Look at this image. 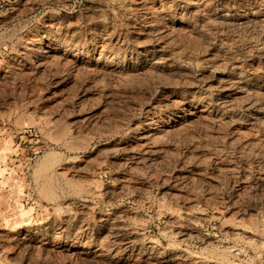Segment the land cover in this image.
I'll use <instances>...</instances> for the list:
<instances>
[{
	"label": "bare ground",
	"instance_id": "6f19581e",
	"mask_svg": "<svg viewBox=\"0 0 264 264\" xmlns=\"http://www.w3.org/2000/svg\"><path fill=\"white\" fill-rule=\"evenodd\" d=\"M43 1L44 2L46 1V3H47V1L49 3L50 2L57 3V4H61L63 6H67L69 3V0H25L24 2L23 1L21 2L22 5L20 4L21 6L19 5V8L16 11L18 12V14H20V13L25 14V12L27 13V11L35 9V7L39 3L41 4ZM165 1L166 0H140L137 3L136 7L139 9L137 10L138 14H137L136 21L138 22L139 27H138V30L136 29L137 30V33H136L137 38L136 39L138 40L137 41L138 43H136L135 49H133L131 47L130 48L124 47L121 44L122 42H120L118 39H116L114 37V34H112L113 32L111 31L112 30L111 24H110L111 21L107 22L103 18V13L105 11L102 12V9H100V7H99V9L98 8H92V7H89L86 9L84 7L86 9L84 19H85V25H86L87 29L85 30L86 32H84L83 35L80 34L81 32L79 33V31H78L79 29L77 30L78 26H76V25H78V24H76V22H73L72 20H70L69 19L70 16L68 14L64 13V11H63L64 14L59 15V17L57 16V18L53 17L54 19L50 18L51 16L46 17V15H45L46 13H45L44 17L47 18L46 26L40 28L39 31H35V32L25 36L21 40V42L18 43L19 45L15 44V45H17V47L15 46L16 49L13 50V51H15V53L13 55H11L10 57L7 56L8 57L7 61L5 62L3 60L5 63H2L4 65L2 66V68H0V81H1V83L3 81L5 83V85L6 84H8L10 86L15 85L18 83L20 78L25 77L26 79L31 80V82H32V80L36 81V84H37V82L42 83V81H44V82L54 81V83H52L53 84L52 86H54L55 88H58V90H61V91H63V89H65V87L68 84L72 83L73 81L76 82L78 80L77 78H76L77 79L76 81L74 80L75 73H73V72H77V71L83 72L84 75H86V77H89V79L91 80L89 83L84 85L86 87L84 89V92H86V93L89 90H92V91H98L99 90V91H101L100 93H102L103 87L99 84L100 81H102V80L107 79V80H110V82L111 81L115 82V81H117L116 79H119L120 77L124 76V74L125 75L131 74V76H132V75H135L139 72H141V74L143 72L144 74L148 75L152 81H156V82H158V81H163V82L164 81H171L172 82V83L167 84V87H165L164 90L167 91V93L164 92L166 94V97L164 98V100L161 99V100H163L162 108L164 106V108L167 109L166 112H165V109H163L165 114L160 116L158 113L154 112L155 110L152 111V109L150 111H148L146 109L147 112H146V114H144L145 116L143 115L144 117H142L138 114L139 117L143 118L141 123H139L134 128L132 126V128H130V129H134V130L128 131V132L131 131V133L129 134V137H127V139H125V140L122 139V141L119 140V142L116 144V146H114L110 149V152L112 153V155L117 157V159H120L123 162V166L125 169L124 172L126 174L121 175V176L119 175V177H117L116 179H112V180H114L113 181L114 183L109 185L108 187H106L102 192L108 203H113V202H116L117 200H119L121 198L130 196L132 199H134L137 202V205L139 207L144 208V207H148L149 200L151 199V197L148 196L149 194H147V191H149L152 188V186L155 185L153 182V181H155V183L158 184V185L156 184L157 187H159L162 190V194L159 195L161 197L158 198V200L156 198L157 209H156L155 217L158 218V217H161L165 214L168 215V221H167V223L165 221V223H166V225H164L165 227L162 230H160V237H161V240L163 242L157 238H153L154 235H153V237L147 236V231L149 228H148V223H147L146 219L143 220L144 217L143 218L140 217L142 219L137 218L136 213H133L131 210L130 211L132 213L130 212L129 214H126L125 212L119 213L118 211H117L118 214H117V212L116 213H106V214L103 213L104 215H101L97 221L95 220L96 222L92 221L90 219V216L93 215V214H91V212L93 210L94 205H92L91 202H92V197L96 196V195L92 196L91 188L93 186L95 187L93 189L98 188V183H97L98 181L96 180L97 182H94L95 179H94V181L93 180L90 181L89 178L95 173V171L98 172L97 171L98 166L95 165L94 167H91L92 169L91 168L89 169L88 166L86 167L83 165H82L83 167H81L79 165L77 157H65L64 155L56 154L57 150L53 151V149L51 150V148H50L51 152L53 151V153L48 152L44 156H42L41 165L40 164H39L40 166L38 165L39 166L38 170L35 169L36 171H34V177L33 176L32 177L34 178L33 182L36 184V188L39 190L40 201L45 203L46 205H49L51 207L52 212L50 214H48L46 216V218H44L40 222L38 221L39 225L37 226L35 224L37 226L36 228H32L29 225H27L23 229L18 230L16 232V234L13 233L15 236L8 237L5 239V241L2 238H0L5 243H6V241L14 242L16 245L24 247L25 249L26 248L31 249L32 247H34L35 248L34 250L38 249L37 247H43V248L45 247V249H46V246H47L48 249H50L51 251H57L59 253L65 254V255L72 256V257H78V258L88 256V257H90L89 259L91 261H96V262L101 261L105 264H118V263H124V262L126 264H238L237 262H241V263L243 262L240 259L241 256L247 257V262H245V264H262V260L264 259V64L263 65L257 64L258 66H254V67L253 66L243 67L244 65L241 66V65L235 64V62H234L235 56L234 55H236V54H234L232 51L225 50L228 52H225V53L223 52L222 55H218V56H215L216 55L215 54L214 56L210 57V58L213 57L209 61L211 63H207L206 65H203L205 67L204 72H206L209 75L208 80H210V78H214L216 74H219L218 72H220L219 71L220 69H218V68L221 67L222 68L221 71H223V72L218 77H216V79L214 80V85H211L210 89H208L209 87L208 88L206 87L208 90H205L206 88L204 87L205 91H203V90L201 91L198 88L199 85L196 84L197 82H192V80L190 79L191 73H190V70L188 69L189 66L187 67L188 64L186 65L182 60H180L181 56L183 54L180 55L177 52L175 54L170 55L171 51L169 50L170 53L168 51V55L166 54L167 55L166 57H168L167 60L163 59V58H165L164 53H167L166 49H168L170 47L168 41L170 39H172L171 36L175 32V30H174L175 26L177 25V23L180 22V18L171 15ZM182 1L186 2V4L190 5L192 8L196 7V10L200 11L201 13L202 12L206 13L207 10L211 9L212 14L214 15L213 19L216 20L217 22L219 21L220 23H222L224 25H227V26L237 25L238 29H240L239 26H243V27L246 26L247 29L249 28L248 32L250 29L253 30L256 27H259V28H257L258 30L259 29L264 30V0H235V2H233L232 4L231 3H224V4L218 5V6L215 5L216 0H182ZM105 2L108 5H110L112 7H116L118 10H121L124 12L131 10V6H129V4H130L129 1H128L129 4L127 3L128 5L125 2L120 1V0H105ZM38 7H39V5H38ZM8 8H10V7H8ZM56 9H58V8L56 7ZM43 10H44V8H43ZM152 10L153 11L156 10L157 13H159L161 15H159V17L153 15V13H151ZM12 11H13V9H12ZM49 11L50 10H48L47 13ZM69 12H71V11H69ZM106 12H108V11H106ZM11 13H13V12H11ZM30 14H31V12H30ZM78 14H79V11H78ZM113 14H112V12L108 13V16L110 17V18L109 17L108 18L111 19L113 17ZM180 14H182V13H180ZM23 17H25V16H23ZM132 17H133V15H132ZM209 17H207V18H209ZM12 18H14V16ZM12 18H10V19H12ZM4 19H1V20H4ZM84 19H82V20H84ZM134 19H135V17H134ZM5 20L3 22H5ZM37 20H39V19H37ZM163 21L166 22L167 24L169 23V26L164 25ZM197 22H199V20ZM124 23H125V21H124ZM202 24H204V23L202 22ZM0 25H1V23H0ZM20 25H22V24H20ZM81 25H80V27H81ZM200 25H201V23H200ZM83 26H84V24H83ZM121 26H122V24L120 22V27ZM120 27H119V29H120ZM25 28H27V27L25 26ZM84 28H85V26H84ZM201 29H203V28H201ZM229 29H231V28H229ZM7 30H9V29H7ZM225 30H227V29H225ZM201 31H203V30H201ZM237 31H239V30H237ZM237 31H235V32H237ZM1 32L3 33V31H1ZM181 32H183V31H181ZM260 32H263V31H260ZM2 33H0V34H2ZM114 33H115V30H114ZM188 33H190V32H188ZM245 33H247V32H245ZM127 34L129 35L128 32H127ZM24 35H25V33H24ZM24 35H22V37ZM184 35H186V33ZM212 35H214V33H212ZM215 35H214V38L216 37ZM234 36H236V35H234ZM234 38L237 39L236 37H234ZM238 38H239V35H238ZM182 39H184V38H182ZM125 40H126V38H125ZM215 40H216V38H215ZM219 40H222V38ZM133 41H135V40H133ZM187 41L188 40L186 39V42ZM0 42H1V40H0ZM126 42H128V41H126ZM131 42H132V40H131ZM170 42H171V40H170ZM219 42H218V44H219ZM240 42H242V41H240ZM258 42H260V40ZM207 43H208V41H207ZM223 43L220 45H223ZM126 44H128V43H126ZM245 44H246L247 49L246 48L243 49L244 51L246 50L247 52H255V54H257L258 57L264 59V41L255 45L252 41L248 40ZM4 45H5V43H4ZM13 45L14 44H12V46ZM167 45H169V46H167ZM233 45H237V44H233ZM9 46H11V45H9ZM127 46H130V45L128 44ZM131 46H133V45L131 44ZM175 46H176V44H175ZM189 47H190V45H189ZM197 47H199V45ZM10 48H12V47H10ZM174 49H175V47H174ZM184 49H185V47H184ZM186 49H187V47H186ZM199 49H200V47H199ZM241 50H242V48H241ZM3 52H5V51H3ZM202 52H203V49H202ZM197 53H196V55H197ZM219 53H220V50H219ZM236 53H237V50H236ZM163 55H164V57H163ZM242 57H244V56H242ZM1 58H2V56H1ZM188 59H190V58H188ZM185 61L187 62V60H185ZM202 61H203V59H202ZM244 61H246V60L244 59ZM189 62H190V60L188 61V63ZM258 62H259V60H258ZM193 65H195V64H192V66ZM197 65L199 66V64H196V67H197ZM0 66H1V64H0ZM190 66H191V64H190ZM191 70H193V69H191ZM144 74H142V75H144ZM56 75H59L58 77H56L57 79L54 78ZM78 75H80V73H78ZM76 77H77V75H76ZM126 77L127 76H125L124 79H126ZM131 78L132 77H130L129 79H131ZM137 78L140 79V77H138V76H137ZM202 78H199V79L202 80ZM204 78H207L206 75ZM21 81H22V79H21ZM21 81H19V84ZM121 81H122V79H121ZM130 81H131V83L133 82L132 79ZM137 82H139V81H137ZM156 82H155V85H156ZM173 82H177V84H174ZM23 83H24V81H23ZM83 83H85V82H83ZM123 83H125V80ZM135 83H136V81H135ZM148 83H150V82H148ZM42 84H44V83H42ZM72 84H71V87H72ZM105 84L108 86L107 83H105ZM119 84H120V82H119ZM136 84L138 85V83H136ZM1 85H4V84H1ZM102 85H104V84L102 83ZM150 85H152V84H150ZM158 85H160V84H158ZM140 86H142V84ZM146 86H149V85H146ZM26 87H24V88H26ZM69 87H70V85H69ZM125 87L126 86H124V89H125ZM199 87H201V86H199ZM9 88H11V90H12V87H9ZM19 88H21V87H19ZM46 88H47V86H46ZM55 88H54V90H55ZM111 88L113 90V88H115V87L112 86ZM111 88H109V89H111ZM135 88L137 90L136 86H135ZM151 88H152V86H151ZM5 89H7V88H5ZM14 89L15 88H13V90ZM48 89H50V88L48 87ZM48 89H47V91H48ZM104 89H105V86H104ZM117 89L118 88H116V90ZM131 89L132 88H130V90ZM149 89H147V90L149 91ZM162 89H163V86H162ZM39 90H40V88H39ZM79 90H81V88ZM116 90H115V92H116ZM121 90H123V87ZM139 90H140V88H139ZM31 91H32V89H31ZM124 91H126V90H124ZM153 91H152V93H153ZM37 92H38V86H37ZM51 92L54 93L53 91H51ZM13 93H14V91H13ZM39 93H40V91H39ZM70 93L71 92H69V94ZM94 93H96V92H94ZM117 93H118V90H117ZM121 93H120V95H122ZM123 93H125V92H123ZM137 93H139V92H137ZM83 94H81V95L83 96ZM111 94H110V97L112 96ZM19 95H17V96H19ZM27 95H29V94H27ZM50 95H52V94H50ZM68 95L66 94V96H65V93H63L62 96H61V94H59V95L57 94L58 97L61 96L60 97L61 103L59 102V99H58L57 102H59L60 104H54L55 106L58 107V110L60 109L61 105H66L69 103L70 99H69ZM97 95H99V94H97ZM131 95L134 96V94H131ZM11 96H12V98H14L13 95H11ZM21 96H23V95H21ZM29 96H28V98H29ZM77 96H76V98H77ZM91 96H92V94H91ZM129 96H130V94H129ZM137 96H136V98H137ZM73 97H75V96L73 95ZM97 97L94 99L97 100ZM91 98H93V97H91ZM22 99H23V97L21 98V100ZM71 99L73 100V98H71ZM119 99H120V97H119ZM130 99L131 98L129 97V100ZM13 100H15V99H13ZM45 100L47 102V99H45ZM87 100H88V98H87ZM25 101H27V100H25ZM39 101L36 103L38 104ZM143 101H141V102H143ZM53 102H55V100ZM57 102H55V103H57ZM79 102L81 103V101H79ZM160 102L161 101H159V103ZM2 103L4 104V102H2ZM127 103H130V102L128 101ZM135 103H134V105H135ZM148 103H149V100H148ZM12 104L15 105V102L10 104L11 108H12ZM37 104H35V105H37ZM75 104H74V106H75ZM88 104H90V103H88ZM92 105H93V101H92ZM130 105L131 104H129V107H130ZM150 105H149V107H150ZM3 106H5V105H3ZM8 106H9V104H8ZM8 106H5L6 109ZM16 106H19V105H16ZM31 106H32V104H31ZM70 106L72 107V104ZM145 106H146V104H145ZM0 107H2V106H0ZM39 107H37L36 109H39ZM43 107H44V105H43ZM49 107H50V104H49ZM87 107H90V106L87 105ZM134 107L138 108L137 106H134ZM19 108H18V110H19ZM126 108H128V107H126ZM13 109L14 108H12V110H11L12 112H13ZM107 109L108 108H106V110ZM73 110H71V113ZM75 110H76V108H75ZM133 110H134V108H133ZM139 110H140L139 112H141V109H139ZM4 111H6V110L4 109ZM7 111H10V110H7ZM35 111H33V113ZM43 111H44V108H43ZM46 111H48V110H46ZM158 111H159V109H158ZM101 112H103V111H101ZM143 112H144V110H143ZM27 113H28V111L26 113H23V116ZM36 113H39V112H36ZM58 113H59V111H57V109L54 108V111H51L50 114L56 115ZM62 113L64 114L63 111H62ZM68 113H70V112H68ZM133 113H134V111H133ZM15 114H14V116H17ZM40 114H42V110H41ZM45 114L43 113V116ZM82 114H84V113H82ZM93 114H94V112H93ZM99 114H100V112H99ZM103 114H105V113H103ZM103 114H101V115H103ZM34 115H35V113H34ZM79 115L81 116V113ZM122 115H123V113H122ZM19 116L16 118H19ZM96 116H98V115H96ZM40 117H41V115H40ZM50 117L52 118V116H50ZM36 118L37 117H35V119ZM53 118H55V117H53ZM111 118H113V117H111ZM127 118H128V120L131 119V118L129 119L128 116H127ZM101 119H99V117H98L97 120H94L92 115L91 116L86 115L83 119L73 121L74 123L72 124V128L70 131L71 133L66 132L68 130L67 129L68 127H67L64 129V130H66L65 131L66 133H64V131H63V132H61L62 134L60 133V135H56V136H52V137L49 136L50 142L56 148H57V146H61L66 152H69V153L73 152V151L80 150V149H84L83 147H81V148L78 147L79 142L81 140H77L79 142L74 140L78 143V145H77V143H75V145H73L74 141H72L71 139L74 137H72V134H73V136L75 134H78L79 131L84 127L88 130L97 129L98 126H100V127L102 126V128H103V125H102L103 121L101 122ZM45 120H43V121H45ZM47 120H46V123H47ZM18 122L19 121L17 119L16 123H18ZM20 122H22V121H20ZM58 123H62L61 120L58 121ZM38 124H39V122H38ZM50 124H52V123H50ZM22 125L27 126V123L25 122V124H22ZM53 125H54V123H53ZM10 126H12V125H10ZM61 126H63V124ZM31 127H32V125H31ZM11 128L12 127H10V130H11ZM56 128L57 127H54L53 130H51V132L57 131V129H59V128H57V129ZM61 130H63V129H61ZM61 130H59V131H61ZM127 130H126V133H127ZM37 131L40 132V129ZM53 132H52V134H54ZM49 133H50V131L48 132V134ZM56 133L57 132H55V134ZM48 134L44 133V135H47V136H48ZM121 134H123V133H121ZM38 135H40V134H38ZM124 135H126L125 132H124ZM81 136H82V134H81ZM83 137H85V135ZM88 137H90V136H88ZM36 138H37V136H36ZM91 138H93V137H91ZM45 139L47 140L46 137H45ZM27 140H28V138H27ZM107 142H110V141H107ZM26 143H27V141H26ZM80 143L84 144L83 141H81ZM36 144H37V142H36ZM179 145H183V147L185 146V149L187 148V152L189 153V155L187 154V156L183 157L182 159H181V157L175 159L177 165L180 167L179 170H181L183 173L179 177V175H178L179 173L177 174L175 172L176 175H178V176H176L174 181L171 179L172 181L169 183L168 180L164 179L163 175L160 173V170L162 171L163 168L166 169V168L171 167V166H172L171 172H174L176 170V166L173 167V165H172V162H173V164L175 163L174 160H172V159L175 158L174 152L176 151V149ZM25 146L27 147V145H25ZM36 146H39V145H36ZM42 148L43 147H41V149ZM28 149H31V148H28ZM37 149H39V148H37ZM30 151H28V152H30ZM182 152H184V151H182ZM176 154H178V153L176 152ZM91 155H92V153H91ZM207 156H209L208 157L209 159H211L210 157H212L213 159H216L217 161L216 160H214V161L218 162L219 166H218V168L214 174H212L213 173L212 172L210 174V176L205 177L206 173L204 172L205 169L203 170V168H204V163L208 160ZM115 157H114V159H115ZM90 158H93V157H90ZM90 158H89V160H90ZM85 160H83V162ZM91 161L95 162V160H91ZM101 161H103V160H101ZM97 162H99V161H97ZM97 162H95V163L98 164ZM236 162L239 163L240 165H242V167H240L242 175H240V176H242L243 182L242 181L241 182H242V184L246 183V185L244 187L243 186L241 187V190H238L239 194L242 192L244 197H247L249 199H253V197L256 195L261 196L263 198L257 197V198H259L258 200H253V201L250 200L251 202L249 201L248 205L247 204L244 205L243 203H238L237 200L234 201L233 203L229 202V203H231V210L230 211L232 212V217L228 218V219H222V221L218 224L219 226H217V227L219 228V232H220L221 236H219L218 238L215 239L212 237V235L205 228L208 224L211 223L210 220H212V219L219 220V218H217L218 215L216 217L215 216L214 217L207 216V211L211 208L218 210L220 208L219 206L222 205L220 203L221 205L218 206L219 208L216 207L217 204H219V201H218L219 197H221V196H219V192H221V190L223 189V187H222V189L220 191H218L220 189V188L218 189V187H221L220 184L222 182H223V184H224V182H226V184H228L227 182H229V180L231 181V179H234V177L237 176L236 175L237 169L234 167ZM0 163L4 164L6 166V164H7L6 157H4V156L0 157ZM32 164H34V162ZM208 164H209V162H208ZM110 165H111V162H110ZM120 165L122 168V164H120ZM206 166L207 165H205V167ZM36 167H37V165H36ZM27 168H30V167H27ZM6 171H7V169L3 167V169L0 170V175H3V176H5V174L8 175V178H7L8 181L13 183V185L11 187V195L13 196L15 204L12 206L7 201H3V203L5 204L4 205L5 208L3 209V211H1V213H2V220H3L5 227L7 229L11 230L14 227H16L22 223L29 224L31 219H32L34 208H35V206H33V205H37L38 202L40 203V201L36 202V200L31 199L30 205H28L29 207L28 208L25 207L24 197H23L22 192L20 191L21 189L17 188L18 187V179L12 173L7 174ZM100 171H101V169H100ZM120 171H121V169H120ZM29 174L30 173H28V175ZM66 174L68 175V177L70 175V176H72V178L78 177V178H81L83 180H81L82 181L81 182L80 180L75 179V180H73L74 182L80 181L81 183H79V182L78 183H72V181L70 179H68V177H66ZM30 175H33V173ZM144 176L148 178V181L144 178ZM168 176L169 175H167V177ZM172 176H173V174H172ZM93 177H95V176H93ZM162 177H163V180H162ZM167 177H165V178H167ZM151 178L153 179V181L150 182L149 179H151ZM170 178H171V176H170ZM25 179H27V177ZM109 179H111V178H109ZM133 179H137V181L139 180V182L140 181L143 182L146 180L145 181L146 183L145 182H143V183L147 184L146 186H150L149 187L150 189L146 187L145 189L141 188L142 190H137L138 184L136 185V183H134L132 181ZM242 179H240V180H242ZM137 181H135V182H137ZM237 181L239 183V180H237ZM233 182H235V181H232V183ZM61 183H62V185H61ZM226 184H224V185H226ZM233 184L236 185V183H233ZM239 184L241 185V183H239ZM19 185H20V183H19ZM68 186L71 188H68ZM140 186L142 187V184ZM188 186H190V187H188ZM100 187H102V186H100ZM155 188H156V186L154 187V189ZM227 188H228V186H227ZM57 189L61 192L58 195H57V192H58ZM147 189H149V190H147ZM66 190H67V194H68V192L71 193V191H72L73 192L72 194H75L78 196L79 213L75 212L77 214H74V213L71 214V211H70V213L68 211H66V207H68V206L63 207V205L60 204L61 198L64 195H66V193H65ZM144 192H146V193H144ZM151 192H152V189H151ZM153 192H154V190H153ZM199 192L202 193V195H204L203 196V198H204L203 202L202 201L200 202L201 196L199 197V195H198ZM228 192H229V190H228ZM39 193H36V194L38 195ZM231 193H232V191H231ZM27 195H29V194H26V196ZM151 196H153V195H151ZM237 196H239V195H236V197ZM230 197H231V194H230ZM244 197H242V198L244 199ZM257 198H255V199H257ZM236 199H238V198H236ZM245 200H246V198H245ZM238 201H240V200H238ZM94 203L95 202L93 201V204ZM137 205H135V206H137ZM69 206H70V204H69ZM13 207L16 208L15 212L11 211ZM229 207H230V205H229ZM123 209H122V211H123ZM125 209L127 211L128 208H125ZM221 211H219V212H221ZM110 212H112V209ZM141 213H142V211H141ZM93 217H94V215H93ZM97 217H99V216H97ZM127 220L130 221V223H131L130 225L127 224ZM34 222L35 221H33L32 223L34 224ZM75 228H77L78 230H76ZM216 231H217V229H216ZM47 235H49V238H51L52 240L54 237L56 238L58 236L59 237H62V236L65 237L66 236L65 237L66 240L64 242H60V243H49V242H46V240H44V236H47ZM5 237H6V235H5ZM60 240H61V238H60ZM164 242H166V244H163ZM188 242H196L198 245H200V247L196 251H192L188 246ZM0 245L3 246L2 244H0ZM11 247H10V250H11ZM17 248H19V247H17ZM12 250H13V248H12ZM15 253H20V252H15ZM15 253H13V254H15ZM29 254L30 253H28L27 255H29ZM32 254H34V253H32ZM32 254H31V256H32ZM16 256L18 257L19 254ZM13 257H14V259L16 258L15 256H13ZM7 258H9V257H7ZM19 260H21V259H19ZM32 264H34V263H32Z\"/></svg>",
	"mask_w": 264,
	"mask_h": 264
},
{
	"label": "rangeland",
	"instance_id": "374dc122",
	"mask_svg": "<svg viewBox=\"0 0 264 264\" xmlns=\"http://www.w3.org/2000/svg\"><path fill=\"white\" fill-rule=\"evenodd\" d=\"M24 2L25 0H0V23H1V25H0V33H2L1 31H3V33L2 34H0V40H1V42H0V64H1V66H0V68H2V66L4 65V64H2V63H5L6 61H7V58L8 57H10L11 55H13L14 53H15V51H13V50H15L16 49V47H17V45H19L18 43H20L21 42V40L25 37V36H27L28 34H31V33H33V32H35V31H39V29L40 28H42V27H45L46 26V22H47V18H45L44 16L46 15V17L47 16H51L50 18H53V17H55V18H57V16L59 17V15H62V14H64V13H66V14H68L69 16V19L70 20H72L73 22H76V24H78V25H76V26H78L77 27V30L79 31V33L81 34V35H83V33L84 32H86L85 30L87 29L86 28V25H85V19H84V17H85V11H86V9L87 8H89V7H92V8H98L99 9V7H100V9H102V12H104L103 13V18L107 21V22H110V24H111V28H112V34H114V37L116 38V39H118L120 42H122L121 44L124 46V47H131V48H133V49H135L136 48V43H138L137 41V30H138V22L136 21V18H137V14H138V9L139 8H137L136 7V5H137V3L140 1V0H120V1H123V2H125L126 4L128 3V1H129V6H131V10L130 11H127V12H124V11H121V10H118L116 7H112V6H110V5H108L106 2H105V0H69V3H68V5L67 6H63V5H61V4H57V3H52V2H48L47 1V3H46V1L44 2H42L41 4L39 3L38 5H39V7H38V5L35 7V9H33V10H30V11H27V13L25 12V14L23 15V14H18V12L16 11L18 8H19V5L21 4V2ZM135 1V2H134ZM169 1V2H168ZM176 1V2H175ZM221 1V2H220ZM216 0V2H215V5L216 6H218V5H222V4H224V3H233V2H235V0ZM20 2V3H19ZM166 2V4H167V7H168V10L170 11V13H171V15H173V16H175V17H178V18H180V22L179 23H177V25L175 26V32H174V34L171 36V38L173 39H170L171 40V42H170V40L168 41V43H169V45H170V47L168 48V49H166L167 51V53H164V55H165V58H163V59H166L167 60V58L168 57H166L167 55H168V51L170 50L171 51V53H170V51H169V53H170V55L171 54H175V53H177L178 52V54H180V55H182L181 56V59L180 60H182L186 65H187V67H188V69L190 70V73H191V80H192V82H197L196 84L197 85H199V86H201V87H199L198 86V88L202 91H205V90H208V89H210V87H211V85H214V80L216 79V77H218L220 74H222V72L223 71H221V67L220 68H218V69H220L219 71L220 72H218L219 74H216L215 75V77L214 78H210V80H208L209 79V75L206 73V72H204V70H205V67L203 66V65H206L207 63H211V62H209L210 61V59H212V58H210L211 56H214L215 54V56H218V55H222V53L224 52H228V51H232L234 54H236V55H234L235 57H234V62H235V64H238V65H241V66H243V67H247V66H258V65H263L264 64V59H262V58H260V57H258V55L257 54H255V52H247L246 50L244 51L243 49H247V47H246V42L248 41V40H250V41H252L255 45H257V44H259L260 42H262V41H264V30H258L257 28H259V27H256L255 29H250L249 30V32H248V29H247V27L246 26H239V28L240 29H238V26L237 25H232V26H227V25H224V24H222V23H220L219 21L217 22L216 20H214L213 18V14H212V10L210 9V10H207V12L206 13H201L200 11H197L196 10V7H191L190 5H187L186 4V2H184V1H182V0H166L165 1ZM218 2V3H217ZM13 3V4H12ZM179 3V4H178ZM48 6H47V5ZM127 4V5H128ZM8 5V6H7ZM10 5V6H9ZM22 5V4H21ZM20 5V6H21ZM47 6V7H46ZM53 6V7H52ZM177 6V7H176ZM8 7H10V8H8ZM44 8V10H43V8ZM56 7L58 8V9H56ZM62 7V8H61ZM70 7V8H69ZM73 7V8H72ZM86 9H85V8ZM137 9H136V8ZM5 8V9H4ZM8 8V9H7ZM16 8V9H15ZM55 8V9H54ZM155 8V7H154ZM182 8V9H181ZM12 9H13V11H12ZM15 9V10H14ZM62 9V10H61ZM116 9V10H115ZM177 9V10H176ZM193 9V10H192ZM195 9V10H194ZM48 10H50L48 13H47V11ZM67 10V11H66ZM118 10V11H117ZM179 10V11H178ZM4 11V12H3ZM7 11V12H6ZM10 11V12H9ZM63 11H64V13H63ZM69 11H71V12H69ZM78 11H79V14H78ZM106 11H108V12H106ZM120 11V12H119ZM173 11V12H172ZM182 11V12H181ZM186 11V12H185ZM196 11V12H195ZM9 12V13H8ZM11 12H15L14 14L13 13H11ZM30 12H31V14H30ZM34 12V13H33ZM37 12V13H36ZM75 12V13H74ZM110 12H112V14H113V17L111 18V19H109L110 17L108 16V13H110ZM117 12V13H116ZM184 12V13H183ZM5 13V14H4ZM8 13V14H7ZM18 15H17V14ZM46 13V14H45ZM54 13V14H53ZM61 13V14H60ZM77 13V14H76ZM151 13H153V15H155V16H157V17H159V15H161V14H159V13H157V11L156 10H152L151 11ZM180 13H182V14H180ZM188 13V14H187ZM211 13V14H210ZM27 14V15H26ZM42 14V15H41ZM45 14V15H44ZM58 14V15H57ZM83 14V15H82ZM107 14V15H106ZM118 14V15H117ZM194 14V15H193ZM202 14V15H201ZM207 14V15H206ZM11 15V16H10ZM16 15V16H15ZM20 15V16H19ZM132 15H133V17H132ZM191 15V16H190ZM210 17H209V16ZM14 16V18H12ZM23 16H25V17H23ZM33 16V17H32ZM76 16V17H75ZM106 16V17H105ZM204 16V17H203ZM16 17V18H15ZM31 17V18H30ZM81 19H79V18ZM109 17V18H108ZM118 19H117V18ZM123 17V18H122ZM134 17H135V19H134ZM189 17V18H188ZM195 17V18H194ZM199 17V18H198ZM207 17H209V18H207ZM6 20H5V19ZM10 18H12V19H10ZM41 18V19H40ZM74 18V19H73ZM76 18V19H75ZM183 18V19H182ZM1 19H4L5 20V22H3L4 20H1ZM37 19H39V20H37ZM54 19V18H53ZM79 19V20H78ZM82 19H84V20H82ZM113 19V20H112ZM129 21H128V20ZM207 19V20H206ZM209 19V20H208ZM15 20V21H14ZM18 20V21H17ZM120 20V21H119ZM199 20V22H197ZM214 20V21H213ZM81 21V22H80ZM84 21V22H83ZM113 21V22H112ZM119 21V22H118ZM124 21H125V23H124ZM187 21V22H186ZM211 21V22H210ZM9 22V23H8ZM15 22V23H14ZM20 22V23H19ZM120 22H121V24H122V26L120 27ZM189 22V23H188ZM202 22L204 23V24H202ZM210 22V23H209ZM4 23V24H3ZM7 23V24H6ZM17 23V24H16ZM37 23V24H36ZM114 23V24H113ZM119 23V24H118ZM128 23V24H127ZM197 23V24H196ZM200 23H201V25H200ZM20 24H22V25H20ZM28 24V25H27ZM44 24V25H43ZM82 24V25H81ZM83 24H84V26H85V28H84V26H83ZM130 24V25H129ZM163 24L164 25H167V26H169V23L167 24L166 22H164L163 21ZM220 24V25H219ZM27 27V28H25V26ZM80 25H81V27H80ZM116 25V26H115ZM127 25V26H126ZM10 26V27H9ZM16 26V27H15ZM21 26V27H20ZM30 26V27H29ZM33 26V27H32ZM83 26V27H82ZM223 26V27H222ZM29 27V28H28ZM37 27V28H36ZM119 27H120V29H119ZM130 27V28H129ZM203 28V29H201V28ZM226 27V28H225ZM237 29H236V28ZM2 28V29H1ZM31 28V29H30ZM84 28V29H83ZM115 28V29H114ZM122 28V29H121ZM135 28V29H134ZM182 28V29H181ZM206 28V29H205ZM218 28V29H217ZM229 28H231V29H229ZM7 29H9V30H7ZM117 29V30H116ZM132 29V30H131ZM137 29V30H136ZM199 29V30H198ZM221 29V30H220ZM224 29V30H223ZM225 29H227V30H225ZM235 29V30H234ZM245 29V30H244ZM247 29V30H246ZM20 30V31H19ZM28 30V31H27ZM114 30H115V33H114ZM136 32H135V31ZM201 30H203V31H201ZM229 30V31H228ZM237 30H239V31H237ZM23 31V32H22ZM119 31V32H118ZM126 33H125V32ZM179 31V32H178ZM181 31H183V32H181ZM207 31V32H206ZM228 31V32H227ZM235 31H237V32H235ZM256 33H255V32ZM260 31H263V32H260ZM6 32V33H5ZM18 32V33H17ZM20 32V33H19ZM22 32V33H21ZM28 32V33H27ZM118 32V33H117ZM127 32L129 33V35L127 34ZM178 32V33H177ZM181 32V33H180ZM188 32H190V33H188ZM227 32V33H226ZM242 32V33H241ZM245 32H247V33H245ZM24 33H25V35H24ZM183 33V34H182ZM186 33V35H184ZM205 33V34H204ZM208 33V34H207ZM212 33H214V35L216 36L215 38H216V40H215V38H214V35H212ZM245 33V34H244ZM258 33V34H257ZM8 34V35H7ZM16 34V35H15ZM120 36H119V35ZM127 36H125V35ZM244 34V35H243ZM251 36H250V35ZM22 35H24L23 37H22ZM119 37H118V36ZM125 37H124V36ZM188 35V36H187ZM195 35V36H194ZM209 35V36H208ZM229 35V36H228ZM234 35H236V36H234ZM238 35H239V38H238ZM246 35V36H245ZM248 35V36H247ZM256 35V36H255ZM259 35V36H258ZM4 36V37H3ZM180 36V37H179ZM20 37V38H19ZM201 37V38H200ZM210 37V38H209ZM213 37V38H212ZM234 37H236L237 39H235ZM241 37V38H240ZM248 37V38H247ZM263 37V38H262ZM16 38V39H15ZM19 38V39H18ZM125 40V38H126V40L124 41L123 39ZM128 38V39H127ZM180 38V39H179ZM182 38H184V39H182ZM189 41H187L186 42V39ZM197 38V39H196ZM222 38V40H219V39H221ZM261 38V39H260ZM177 41H176V40ZM199 39V40H198ZM207 39V40H206ZM209 39V40H208ZM218 39V40H217ZM227 39V40H226ZM244 39V40H243ZM131 40H132V42H131ZM133 40H135V41H133ZM182 40V41H181ZM185 40V41H184ZM212 40V41H211ZM237 40V41H236ZM260 40V42H258ZM126 41H128V42H126ZM203 41V42H202ZM207 41H208V43H207ZM219 42V44H218V42ZM225 41V42H224ZM235 41V42H234ZM240 41H242V42H240ZM245 43H244V42ZM14 42V43H13ZM135 42V43H134ZM175 42V43H174ZM193 42V43H192ZM224 42V43H223ZM4 43H5V45H4ZM9 43V44H8ZM126 43H128L130 46H127L128 44H126ZM173 43V44H172ZM178 43V44H177ZM183 43V44H182ZM223 43V45H220V44H222ZM229 43V44H228ZM232 43V44H231ZM12 44H14L13 46H12ZM15 44H17V45H15ZM131 44L133 45V46H131ZM175 44H176V46H175ZM182 44V45H181ZM210 44V45H209ZM233 44H237V45H233ZM244 46H243V45ZM9 45H11V46H9ZM169 45H167V46H169ZM179 45V46H178ZM189 45H190V47H189ZM199 45V47H200V49H199V47H197ZM16 46V47H15ZM221 46V47H220ZM234 46V47H233ZM10 47H12V48H10ZM14 47V48H13ZM174 47H175V49H174ZM184 47H185V49H186V47H187V49L185 50L184 49ZM207 47V48H206ZM212 47V48H211ZM225 47V48H224ZM190 48V49H189ZM216 48V49H215ZM236 48V49H235ZM240 48V49H239ZM241 48H242V50H241ZM10 49V50H9ZM189 49V50H188ZM202 49H203V52H202ZM209 49V50H208ZM220 50V53H219V50ZM233 49V50H232ZM188 50V51H187ZM205 50V51H204ZM218 50V51H217ZM225 50H228V51H225ZM236 50H237V53H236ZM3 51H5V52H3ZM11 51V52H10ZM174 53H173V52ZM186 51V52H185ZM194 51V52H193ZM240 51V52H239ZM2 52V53H1ZM9 52V53H8ZM13 52V53H12ZM198 52V53H197ZM206 54H205V53ZM212 52V53H211ZM192 53V54H191ZM196 53H197V55H196ZM247 53V54H246ZM167 54V55H166ZM191 54V55H190ZM211 54V55H210ZM164 55H163V57H164ZM169 55V56H170ZM190 55V56H189ZM194 55V56H193ZM203 57H202V56ZM210 55V56H209ZM246 55V56H245ZM1 56H2V58H1ZM4 56V57H3ZM8 56V57H7ZM185 58H184V57ZM196 56V57H195ZM242 56H244V57H242ZM252 58H251V57ZM183 57V58H182ZM246 57V58H245ZM5 58V59H4ZM188 58H190V59H188ZM200 58V59H199ZM209 58V59H208ZM202 59H203V61H202ZM242 59V60H241ZM244 59L246 60V61H244ZM259 60V62H258V60ZM3 62H2V61ZM185 60H187V62L185 61ZM190 60V62L188 63V61ZM206 60V61H205ZM236 60V61H235ZM194 61V62H193ZM201 61V62H200ZM205 61V62H204ZM241 61V62H240ZM199 62V63H198ZM237 62V63H236ZM243 62V63H242ZM258 62V63H257ZM190 64H191V66H192V64H195V65H193L192 67L190 66ZM196 64H199V66L197 65V67H196ZM258 64V65H257ZM202 65V66H201ZM191 67V68H190ZM191 69H193V70H191ZM201 69V70H200ZM78 72V71H77ZM77 72H73V73H75V78H74V80L76 81L77 79V81L76 82H72V83H70V84H68L66 87H65V89H63V91H61V90H58V88H55L54 86H52L53 84L52 83H54V81H51V82H49V81H46V82H44V81H42V83H46L45 85L44 84H42V83H40V82H37V84H36V81H33L32 80V82H31V80H28V79H26L25 77L24 78H20V80L19 81H21V79H22V81L20 82V84H19V81H18V83L17 84H15V85H8V84H6L5 85V83L2 81V83H1V81H0V85L1 84H4V85H1L0 86V106H2V107H0V157H6V161H7V164H6V166L4 165V164H2V163H0V170L1 169H3V167L4 168H6L7 169V174L8 173H12L17 179H18V187L17 188H20L21 190V192H22V194H23V197H24V201H25V207H29L28 205H30V200L32 199V200H36V202H38V201H40V193H39V190L36 188V184L33 182L34 181V171H36V170H38V167L41 165V162H42V156H44L46 153H53V151H56L55 153L56 154H61V155H64L65 157H77V160H78V162H79V165L81 166V167H83V166H88L89 167V169L91 168V167H94L95 165H97L98 167H97V171L98 172H96L95 171V173L89 178V180L91 181V180H93L94 181V179H95V181L94 182H97L98 183V188H96V189H93V188H95L94 186L91 188V192H92V196L93 195H96V196H93L92 197V205H94L93 206V210H92V212H91V214H93L94 215V217H93V215H91L90 216V219L92 220V221H97L99 218H100V216L101 215H104L103 213H116L117 211L119 212V213H126V214H129L131 211L133 212V213H136V217L137 218H140V217H144L143 218V220H145L146 219V221H147V223H148V231H147V236H150V237H153V235H154V237L153 238H157V239H159L160 241H162L161 240V237H160V230H162L165 226L164 225H166V223H167V221H168V215L167 214H165V215H163V216H161V217H155V213H156V209H157V204H156V202H157V200H158V198H160L161 196H159L160 194H162V190L159 188V187H157V183H155V181H153V179L151 178V179H149V181L151 182V181H153L154 182V184L155 185H153L152 186V192H151V189L149 188L150 186H146L147 184H144L143 182H145L146 180L148 181V178L147 177H145L144 176V178L146 179L145 181H140L139 182V180L137 181V179H133L132 181L134 182V183H136V185H137V187H138V189L137 190H142V189H145L146 187L147 188H149V189H147V190H149V191H147V194H149L148 196H150L151 197V199L149 200V205H148V207H144V208H141V207H139L138 205H137V202L134 200V199H132L130 196H127V197H124V198H121V199H119V200H117L116 202H113V203H108L107 201H106V198H105V196L103 195V190L106 188V187H108L109 185H111V184H113L114 182V180H112V179H116L117 177H119V175L121 176V175H124V174H126L125 172H124V166H123V162L120 160V159H117V157H115V156H113L112 155V153L110 152V149L112 148V147H114V146H116V144L119 142V140L120 141H122V139L123 140H125V139H127V137H129V134L131 133V131L130 132H128L129 130H134V129H130V128H132V126H133V128L134 127H136L139 123H141V121H142V117H144L145 115L144 114H146V112H147V110L148 111H150L151 109H152V111H154V112H156V113H158L160 116H162V115H164L165 114V112L167 111V109H165L164 108V106H163V108H162V105H163V100H164V98L166 97V94L165 93H167V91L166 90H164L165 89V87H167V84H169V83H172L171 81H158V82H156V81H152L151 80V78L148 76V75H146V74H144L143 72H142V74H144V75H142L141 74V72H139V73H137V74H135V75H132L131 76V74H128V75H125L124 74V76H122V77H120L121 79H122V81H121V79L119 78V79H116L117 81H115V82H113V81H111L110 82V80H107V79H105V80H102V81H100V85L103 87H101L102 88V93H100L101 91H92V90H89L87 93L86 92H84V89L86 88L84 85L85 84H87V83H89L91 80L89 79V77H86V75H84V73L83 72H78V73H80V75H78V73ZM193 72V73H192ZM195 72V73H194ZM77 73V74H76ZM199 74V75H198ZM76 75H77V77H76ZM82 75V76H81ZM138 77H140V79H138L137 78V76ZM205 75H206V77L207 78H204L205 77ZM59 75H56L54 78H56V77H58ZM125 76H127L126 77V79H124L125 78ZM130 77H132L131 79L133 80V84L131 83V79H129ZM195 77V78H194ZM203 77V78H202ZM77 78V79H76ZM84 78V79H83ZM135 80H134V79ZM199 78H202V80L201 79H199ZM57 79V78H56ZM55 79V80H56ZM80 79V80H79ZM197 79V80H196ZM207 79V80H206ZM213 79V80H212ZM124 80H125V83H123L124 82ZM130 82H129V81ZM142 80V81H141ZM23 81H24V83H23ZM109 81V82H108ZM135 81H136V83H138V85L135 83ZM137 81H139V82H137ZM206 83H205V82ZM27 82V83H26ZM80 82V83H79ZM82 82V83H81ZM83 82H85V83H83ZM107 83L108 84V86L105 84V83ZM118 82V83H117ZM119 82H120V84H119ZM123 84H122V83ZM128 82V83H127ZM148 82H150V83H148ZM155 82H156V85H155ZM161 82V83H160ZM201 82V83H200ZM50 85H49V84ZM79 83V84H78ZM102 83L104 84V85H102ZM111 83V84H110ZM115 83V84H114ZM142 84V86H140L141 84ZM148 83V84H147ZM160 84V85H158V84ZM174 84H177V82H173ZM24 86H23V85ZM27 84V85H26ZM40 84V85H39ZM71 84H72V87H71ZM75 84V85H74ZM91 84V83H90ZM89 84V85H90ZM110 84V85H109ZM128 84V85H127ZM140 84V85H139ZM150 84H152V85H150ZM205 84V85H204ZM210 86H209V85ZM21 85V86H20ZM30 85V86H29ZM49 85V86H48ZM69 85H70V87H69ZM74 85V86H73ZM88 85V86H89ZM113 87H115V88H113V90H112V86ZM118 85V86H117ZM133 85V86H132ZM137 87V90H136V88H135V86ZM146 85H149V86H146ZM207 85V86H206ZM28 88H27V87ZM37 86H38V92H37ZM42 86V87H41ZM46 86H47V88H46ZM81 86V87H80ZM104 86H105V89H104ZM117 86V87H116ZM124 86H126L125 87V89H124ZM151 86H152V88H151ZM154 86V87H153ZM162 86H163V89H162ZM2 87V88H1ZM9 87H12V90H11V88H9ZM17 87V88H16ZM19 87H21V88H19ZM24 87H26V88H24ZM34 89H33V88ZM48 87L50 88V89H48ZM75 87V88H74ZM122 87H123V90H121L122 89ZM129 87V88H128ZM147 87V88H146ZM150 89H149V88ZM160 87V88H159ZM207 87H209L208 89L205 88ZM5 88H7V89H5ZM9 88V89H8ZM13 88H15L14 90H13ZM30 88V89H29ZM39 88H40V90H39ZM42 88V89H41ZM54 88H55V90H54ZM70 88V89H69ZM81 88V90H79ZM109 88H111V89H109ZM116 88H118L117 90H118V93H117V90H116ZM127 88V89H126ZM130 88H132L131 90H130ZM139 88H140V90H139ZM154 88V89H153ZM3 89V90H2ZM20 91H19V90ZM25 89V90H24ZM31 89H32V91H31ZM46 89V90H45ZM47 89H48V91H47ZM116 90V92H115V90ZM135 89V90H134ZM142 89V90H141ZM147 89H149V91L151 92H149ZM159 89V90H158ZM162 89V90H161ZM205 89V90H204ZM10 90V91H9ZM17 92H16V91ZM27 90V91H26ZM29 90V91H28ZM42 90V91H41ZM76 90V91H75ZM78 90V91H77ZM108 90V91H107ZM120 90V91H119ZM124 90H126V91H124ZM139 90V91H138ZM154 90V91H153ZM156 90V91H155ZM13 91H14V93H13ZM39 91H40V93H39ZM51 91H53L54 93H52ZM58 91V92H57ZM61 91V92H60ZM71 92L70 94H69V92ZM80 91V92H79ZM107 91V92H106ZM110 91V92H109ZM132 93H131V92ZM148 91V92H147ZM152 91H153V93H152ZM159 91V92H158ZM163 91V92H162ZM25 92V93H24ZM31 92V93H30ZM33 92V93H32ZM35 92V93H34ZM47 92V93H46ZM77 94H76V93ZM94 92H96V93H94ZM104 92V93H103ZM122 92V93H121ZM123 92H125V93H123ZM129 92V93H128ZM137 92H139V93H137ZM165 92V93H164ZM4 93V94H3ZM10 93V94H9ZM20 95H19V94ZM37 93V94H36ZM42 93V94H41ZM63 93H65V96H66V94L69 96V99H70V101H69V103L68 104H66V105H61L60 106V109L58 110V107L57 106H55L54 104H60L61 102H60V97L63 95ZM74 93V94H73ZM84 93V94H83ZM86 93V94H85ZM92 94V96H91V94ZM112 93V94H111ZM120 93L122 94V95H120ZM141 93V94H140ZM145 93V94H144ZM148 93V94H147ZM9 94V95H8ZM27 94H29V95H27ZM32 94V95H31ZM36 94V95H35ZM40 94V95H39ZM50 94H52V95H50ZM54 94V95H53ZM56 94V95H55ZM57 94L59 95V94H61V96L60 97H58L57 96ZM81 94H83V96L81 95ZM97 94H99V95H97ZM102 94V95H101ZM110 94L113 96H111L110 97ZM127 94V95H126ZM129 94H130V96H129ZM131 94H134V96L133 95H131ZM144 94V95H143ZM147 94V95H146ZM11 95H13V97L14 98H12V96ZM17 95H19V96H17ZM21 95H23V96H21ZM27 95V96H26ZM34 95V96H33ZM73 95L75 96V97H73ZM78 95V96H77ZM97 97V100H95L94 98H96L95 96ZM101 95V96H100ZM138 95V96H137ZM152 95V96H151ZM165 95V96H164ZM28 96H29V98H28ZM37 96V97H36ZM45 96V97H44ZM76 96H77V98H76ZM103 96V97H102ZM109 96V97H108ZM122 96V97H121ZM136 96H137V98H136ZM141 96V97H140ZM150 96V97H149ZM162 96V97H161ZM23 97V99L21 100V98ZM26 97V98H25ZM36 97V98H35ZM39 97V98H38ZM43 99H42V98ZM83 99H82V98ZM90 97V98H89ZM91 97H93V98H91ZM119 97H120V99H119ZM129 97L131 98L130 100H129ZM145 97V98H144ZM155 97V98H154ZM157 97V98H156ZM159 97V98H158ZM6 98V99H5ZM10 98V99H9ZM71 98H73V100L71 99ZM87 98H88V100H87ZM119 100H118V99ZM133 98V99H132ZM149 98V99H148ZM4 99V100H3ZM13 99H15V100H13ZM19 101H18V100ZM27 100V101H25V100ZM41 101H39V100ZM45 99H47V102H46V100ZM58 99H59V102H57L58 101ZM141 101H143V102H141ZM146 99V100H145ZM161 99H163V100H161ZM3 100V101H2ZM10 102H9V101ZM55 100V102H57V103H55V102H53ZM77 100V101H76ZM85 100V101H84ZM93 101V105H92V101ZM99 100V101H98ZM107 100V101H106ZM124 100V101H123ZM148 100H149V103H148ZM4 102V104L2 103V102ZM12 101V102H11ZM21 101V102H20ZM25 101V102H24ZM39 101V103L37 104L36 102H38ZM43 101V102H42ZM79 101H81V103L79 102ZM89 101V102H88ZM96 101V102H95ZM111 101V102H110ZM119 101V102H118ZM130 102V103H127V102ZM159 101H161L160 103H159ZM15 102V105L14 104H12V108H14L13 109V112L11 111L12 110V108H11V103H14ZM20 102V103H19ZM52 102V103H51ZM99 104H98V103ZM108 102V103H107ZM136 102V103H135ZM7 103V104H6ZM76 103V104H75ZM79 103V104H78ZM88 103H90V104H88ZM95 103V104H94ZM126 103V104H125ZM134 103H135V105H134ZM140 103V104H139ZM146 104V106H145V104ZM148 103V104H147ZM8 104H9V106H8ZM31 104H32V106H31ZM35 104H37V105H35ZM49 104H50V107H49ZM53 104V105H52ZM63 104V103H62ZM72 104V107L70 106ZM74 104H75V106H74ZM98 104V105H97ZM112 104V105H111ZM129 104H131L130 105V107H129ZM151 104V105H150ZM3 105H5V106H8L7 107V109H6V107L5 106H3ZM16 105H19V106H16ZM42 107H41V106ZM43 105H44V107H43ZM46 105V106H45ZM81 107H79V106ZM82 105V106H81ZM87 105L88 106H90V107H87ZM149 105H150V107H149ZM22 106V107H21ZM27 106V107H26ZM30 108H29V107ZM36 106V107H35ZM40 106V107H39ZM65 106V107H64ZM84 106V107H83ZM96 106V107H95ZM98 106V107H97ZM134 106H137L138 108H136V107H134ZM5 107V108H4ZM20 107V108H19ZM37 107H39V109H36ZM76 108V110H75V108ZM79 107V108H78ZM126 107H128V108H126ZM132 107V108H131ZM143 107V108H142ZM18 108H19V110H18ZM29 108V109H28ZM32 108V109H31ZM43 108H44V111H43ZM54 108L55 109H57V111H59V115L58 114H50L51 113V111H54ZM71 108V109H70ZM94 110H93V109ZM103 108V109H102ZM106 108H108L107 110H106ZM131 108V109H130ZM133 108H134V110H133ZM4 109L6 110V111H4ZM22 109V110H21ZM50 109V110H49ZM74 109V110H73ZM78 109V110H77ZM82 111H81V110ZM92 109V110H91ZM137 109V110H136ZM139 109H141V112H139L140 110ZM147 109V110H146ZM158 109H159V111H158ZM163 109H165V112H164V110ZM7 110H10V111H7ZM21 110V111H20ZM26 110V111H25ZM36 110V111H35ZM41 110H42V114H40L41 113ZM46 110H48V111H46ZM71 110H73L72 111V113H71ZM89 110V111H88ZM100 110V111H99ZM109 110V111H108ZM132 110V111H131ZM143 110H144V112H143ZM16 111V112H15ZM23 111V112H22ZM28 111V113L27 114H25L24 116L26 117H24L23 116V113H26ZM31 111V112H30ZM33 111H35L34 113H35V115H34V113H33ZM62 111L64 112V114L62 113ZM77 111V112H76ZM101 111H103V112H101ZM105 111V112H104ZM108 111V112H107ZM112 111V112H111ZM133 111H134V113H133ZM36 112H39V113H36ZM68 112H70V113H68ZM86 112V113H85ZM93 112H94V114H93ZM99 112H100V114H99ZM110 112V113H109ZM163 112V113H162ZM16 113V114H15ZM30 113V114H29ZM34 115H32V114ZM43 113L45 114L44 116H43ZM48 113V114H47ZM81 113V116L79 115V114ZM82 113H84V114H82ZM103 113H105V114H103ZM122 113H123V115H122ZM133 113V114H132ZM14 114L15 115H17V116H14ZM37 114V115H36ZM68 116H67V115ZM73 114V115H72ZM98 115V116H96V115ZM101 114H103V115H101ZM140 116H142V117H139V115ZM11 115V116H10ZM20 115V116H19ZM29 115V116H28ZM40 115H41V117H40ZM58 115V116H57ZM86 115H92V117H93V119L94 120H97L98 119V117H99V119H101L102 117V119H101V122H102V125H103V128H102V126L100 127V126H98V128L97 129H94V130H88V129H86L85 127L84 128H82L80 131H79V133L78 134H75L74 136H73V134H72V137H74V138H72L71 140L72 141H74V140H81V141H83V143L84 144H81L79 141H77V142H79V145H78V143L76 142V141H74V144L73 145H75V143H77V145H78V147H83L84 149H80V150H77V151H73V152H66L61 146H57V148L55 147V146H53L52 144H51V142H50V137H52V136H56V135H60V133L61 132H63L64 131V133H71L70 131H71V128H72V124L74 123L73 121H77V120H79V119H83ZM94 115V116H93ZM102 117H101V116ZM144 115V116H143ZM5 116V117H4ZM8 116V117H7ZM19 116V118H16V117H18ZM39 116V117H38ZM46 116V117H45ZM50 116H52V118L50 117ZM57 116V117H56ZM63 116V117H62ZM71 116V117H70ZM106 116V117H105ZM110 116V117H109ZM126 116V117H125ZM127 116L129 117V119L130 120H128V118H127ZM133 118H132V117ZM137 116V117H136ZM14 117V118H13ZM23 119H22V118ZM35 117H37L36 119H35ZM44 117V118H43ZM53 117H55V118H53ZM75 119H74V118ZM97 117V118H96ZM111 117H113V118H111ZM12 118V119H11ZM16 118V119H15ZM59 118V119H58ZM111 118V119H110ZM17 119H18V123H16L17 122ZM22 119V120H21ZM35 119V120H34ZM47 120V123H46V120L45 121H43V120ZM65 119V120H64ZM106 119V120H105ZM114 119V120H113ZM138 119V120H137ZM10 120V121H9ZM41 120V121H40ZM53 120V121H52ZM61 120V122L62 123H58V121H60ZM105 120V121H104ZM116 120V121H115ZM14 121V122H13ZM20 121H22V122H20ZM39 122V124H38V122ZM52 121V122H51ZM72 121V122H71ZM139 121V122H138ZM11 122V123H10ZM25 122L27 123V126H23L22 124H25ZM49 122V123H48ZM70 124H69V123ZM127 124H126V123ZM129 122V123H128ZM50 123H52V124H50ZM53 123H54V125H53ZM57 123V124H56ZM131 123V124H130ZM135 123V124H134ZM137 123V124H136ZM17 124V125H16ZM34 124V125H33ZM63 124V126H61ZM67 124V125H66ZM10 125H12V126H10ZM19 125V126H18ZM31 125H32V127H31ZM130 125V126H129ZM9 126V127H8ZM18 126V127H17ZM57 127V128H59V129H57V131H52L54 134H55V132H57L55 135L54 134H52V132H51V130H53V128L54 127ZM70 126V127H69ZM10 127H12L11 128V130H10ZM17 127V128H16ZM31 127V128H30ZM35 127V128H34ZM40 127V128H39ZM44 127V128H43ZM63 127V128H62ZM68 127V128H67ZM105 127V128H104ZM127 127V128H126ZM65 128H67L68 130L66 131V130H64ZM113 128V129H112ZM122 128V129H121ZM16 129V130H15ZM39 130L40 129V132L39 131H37V130ZM45 129V130H44ZM49 129V130H48ZM55 129V130H56ZM61 129H63V130H61ZM128 129V130H127ZM35 130V131H34ZM59 130H61V131H59ZM126 130H127V133H126ZM42 131V132H41ZM50 131V133L48 134V132ZM59 131V132H58ZM66 131V132H65ZM89 131V132H88ZM46 134H48V136L47 135H44V133ZM124 132H125V134L126 135H124ZM16 133V134H15ZM42 133V134H41ZM86 133V134H85ZM121 133H123V134H121ZM38 134H40V135H38ZM62 134V133H61ZM81 134H82V136H81ZM128 134V135H127ZM42 135V136H41ZM71 135V134H70ZM85 135V137H83ZM87 135V136H86ZM116 135V136H115ZM6 136V137H5ZM36 136H37V138H36ZM50 136V137H49ZM79 136V137H78ZM88 136H90V137H88ZM45 137L47 138V140L45 139ZM82 137V138H81ZM91 137H93V138H91ZM113 137V138H112ZM124 137V138H123ZM25 138V139H24ZM27 138H28V140H27ZM44 138V139H43ZM84 138V139H83ZM9 139V140H8ZM27 141V143H26V141ZM70 140V139H69ZM85 140V141H84ZM91 140V141H90ZM4 141V142H3ZM41 141V142H40ZM107 141H110V142H107ZM36 142H37V144H36ZM49 142V143H48ZM71 142V141H70ZM88 142V143H87ZM97 142V143H96ZM113 142V143H112ZM19 143V144H18ZM24 143V144H23ZM31 143V144H30ZM73 143V142H72ZM99 143V144H98ZM2 144V145H1ZM7 144V145H6ZM30 144V145H29ZM86 144V145H85ZM88 144V145H87ZM25 145H27V147L25 146ZM36 145H39V146H36ZM50 145V146H49ZM76 145V146H77ZM20 146V147H19ZM47 146V147H46ZM86 148H85V147ZM182 146V147H181ZM34 147V148H33ZM41 147H43L42 149H41ZM55 147V148H54ZM14 148V149H13ZM28 148H31V149H28ZM37 148H39V149H37ZM50 148H51V150L53 149V151L51 152V150H50ZM55 149V150H54ZM59 149V150H58ZM86 149V150H85ZM179 149V150H178ZM31 150V151H30ZM47 150V151H46ZM63 150V151H62ZM90 150V151H89ZM179 152H178V151ZM184 151V152H182V151ZM28 151H30V152H28ZM81 151V152H80ZM84 151V152H83ZM59 152V153H58ZM76 152V153H75ZM84 154H83V153ZM92 153V155H91V153ZM176 152L178 153V154H176ZM187 148L185 149V146L183 147V145H179L178 147H177V149H176V151L174 152V154H175V158H173L172 160H174V164H173V162H172V165H173V167L174 166H176V170L174 171V172H171V167H168V168H163L162 169V171L160 170V173L163 175V177H164V179H166V180H168L169 181V183L173 180L174 181V179L176 178V176H178L179 175V177H180V175H182V171L181 170H179L180 169V167L177 165V163H176V160L175 159H177V158H180L181 157V159L183 158V157H186L187 156V154L189 155V153L187 152ZM39 153V154H38ZM78 153V154H77ZM82 153V154H81ZM182 153V154H181ZM186 153V154H185ZM105 154V155H104ZM185 154V155H184ZM32 155V156H31ZM84 155V156H83ZM97 155V156H96ZM181 155V156H180ZM8 156V157H7ZM30 156V157H29ZM80 156V157H79ZM174 156V155H173ZM10 157V158H9ZM34 157V158H33ZM85 157V158H84ZM89 157H93V158H90V160H89V158L87 159V158ZM114 157H115V159H114ZM209 156H207V158H208ZM26 158V159H25ZM100 158V159H99ZM211 159H209L208 158V160L204 163V168H203V170H204V172L206 173L205 175V177H208V176H210V174L212 173V174H214L215 172H216V170H217V168H218V166H219V164H218V162H216L217 160L216 159H213L212 157H210ZM29 159V160H28ZM40 161H39V160ZM80 159V160H79ZM87 161H86V160ZM107 159V160H106ZM117 159V160H116ZM31 160V161H30ZM83 160H85L84 162H83ZM91 160H95V162H97V161H99V162H97L98 164H96L95 162H92ZM101 160H103V161H101ZM109 160V161H108ZM214 160H216V161H214ZM39 163H38V162ZM81 161V162H80ZM114 161V162H113ZM122 163H121V162ZM34 162V164H32ZM37 162V163H36ZM101 162V163H100ZM110 162H111V165H110ZM117 162V163H116ZM208 162H209V164H208ZM84 163V164H83ZM88 163V164H87ZM92 163V164H91ZM94 163V164H93ZM13 164V165H12ZM22 164V165H21ZM32 164V165H31ZM40 164V165H39ZM116 164V165H115ZM118 164V165H117ZM120 164H122V168H121V165ZM11 165V166H10ZM36 165H37V167H36ZM39 165V166H38ZM83 165V166H82ZM93 165V166H92ZM205 165H207L206 167H205ZM239 165V166H238ZM30 167V168H27V167ZM216 166V167H215ZM213 167V168H212ZM236 169H237V173H236V175L238 176H236V177H234V179H231V181L229 180V182H227L228 184H226V182H224V184H226V185H224L223 184V182L220 184L221 185V187H218V191H220L221 189H222V187H223V189L221 190V192H219V196H221V197H219V204H217V208H219L218 210H215V209H213V208H211V209H209L208 211H207V216H209V217H216L217 215V218H219V220H217V219H212V220H210V224H208L207 226H206V230L212 235V237L213 238H218L219 236H221V234H220V232H219V228L217 227V226H219L218 224L222 221V219H228V218H231L232 217V212L230 211L231 210V203H233L234 201H236L237 200V202L238 203H243L244 205L245 204H249V201L250 200H258L259 198H263V197H261V196H258V195H256V196H254L255 198H257V197H259V198H257V199H255L254 197H253V199H249V198H247V197H244V195H243V193L241 194H239V191L238 190H241V187L243 186H245L246 185V183H243L242 184V182H243V179H242V176H240V175H242V173H241V168L240 167H242V165H240L239 163H235V166H234ZM27 168V169H26ZM106 168V169H105ZM118 168V169H117ZM211 170H210V169ZM36 169V170H35ZM92 169V168H91ZM99 169V170H98ZM100 169H101V171H100ZM120 169H121V171H120ZM123 169V170H122ZM26 170V171H25ZM105 170V171H104ZM118 172H117V171ZM165 170V171H164ZM178 170V171H177ZM240 170V171H239ZM11 171V172H10ZM115 171V172H114ZM123 171V172H122ZM164 171V172H163ZM169 171V172H168ZM210 171V172H209ZM22 172V173H21ZM107 172V173H106ZM114 172V173H113ZM166 172V173H165ZM178 174V175H176V173ZM181 172V173H180ZM21 173V174H20ZM28 173H30V174H32L33 173V175H28ZM123 173V174H122ZM172 174H173V176H172ZM208 174V175H207ZM26 175V176H25ZM114 175V176H113ZM118 175V176H117ZM167 175H169L168 177H167ZM22 176V177H21ZM33 176V177H32ZM93 176H95V177H93ZM113 176V177H112ZM116 176V177H115ZM170 176H171V178H170ZM27 177V179H25ZM66 177H68V175L66 174ZM65 177V178H66ZM70 177V178H69ZM69 177H68V179H70L71 181H72V183H81L82 181L81 180H83V179H81V178H78V177H73L72 178V176H70L69 175ZM102 177V178H101ZM163 177H162V180H163ZM165 177H167V178H165ZM240 177V178H239ZM8 175H6L5 174V176H3V175H0V238H2L4 241H5V239L6 238H8V237H12V236H15L14 234H16V232L18 231V230H20V229H23L25 226H27V225H29L30 227H32V228H36L39 224V222L41 221V220H43L44 218H46V216L48 215V214H50L51 212H52V210H51V207L49 206V205H46L45 203H43V202H41L40 201V203L38 202V204L37 205H33V206H35V208H34V212H33V216H32V219H31V221H30V223L29 224H24V223H22V224H20V225H18V226H16V227H14L13 229H7L6 227H5V225H4V223H3V220H2V213H1V211H3V209L5 208V204L3 203V201H7L8 203H10V205H14L15 203H14V199H13V196L11 195V187H12V185H13V183L12 182H9L8 181ZM72 178V179H71ZM101 178V179H100ZM109 178H111V179H109ZM170 178V179H169ZM239 178V179H238ZM24 181H23V180ZM32 179V180H31ZM75 179H78V180H80V181H76V182H74L73 180H75ZM143 179V178H142ZM172 179V180H171ZM240 179H242V180H240ZM31 180V181H30ZM97 180V181H96ZM237 180H239V183H241V185L238 183V181ZM29 181V182H28ZM135 181H137V182H135ZM232 181H235V182H233V183H236V185H234L233 183H232ZM242 181V182H241ZM103 184H102V183ZM19 183H20V185H19ZM146 183V182H145ZM159 183V182H158ZM35 184V185H34ZM142 184V187L140 186ZM157 184V185H156ZM160 184V183H159ZM232 184V185H231ZM10 185V186H9ZM34 185V186H33ZM61 185H62V183H61ZM219 185V186H220ZM234 185V186H233ZM100 186H102V187H100ZM156 186V188L154 189V187ZM226 186V187H225ZM227 186H228V188H227ZM2 187V188H1ZM100 187V188H99ZM188 187H190V186H188ZM225 187V188H224ZM234 189H233V188ZM239 187V188H238ZM33 188V189H32ZM66 188V187H65ZM68 188H71V187H69L68 186ZM142 188V189H141ZM37 189V190H36ZM102 189V190H101ZM158 189V190H157ZM231 189V190H230ZM19 190V189H18ZM27 190V191H26ZM36 190V191H35ZM153 190H154V192H153ZM156 190V191H155ZM228 190H229V192H228ZM57 195L58 194H60L61 192L57 189ZM144 191V190H143ZM231 191H232V193H231ZM234 191V192H233ZM27 192V193H26ZM33 192V193H32ZM39 193L38 195L36 194V193ZM97 192V193H96ZM99 192V193H98ZM158 194H157V193ZM201 192V191H200ZM199 192V197H200V202L202 201L203 202V196L204 195H202V193H200ZM224 192V193H223ZM238 192V193H237ZM65 193H66V195H64L62 198H61V201H60V204L61 205H63V207L64 206H68V207H66V211H68L69 213H70V211H71V214H77V213H75V212H78L79 213V201H78V196L77 195H75V194H72L73 192L71 191V193H69L68 192V194H67V190L65 191ZM144 193H146V192H144ZM154 193V194H153ZM223 195H221V194ZM226 193V194H225ZM26 194H29V195H27L26 196ZM103 196H102V195ZM230 194H231V197H230ZM151 195H153V196H151ZM157 195V196H156ZM225 195V196H224ZM236 195H239V196H237L236 197ZM68 196V197H67ZM234 196V197H233ZM102 197V198H101ZM104 197V198H103ZM153 197V198H152ZM242 197H244V199L242 198ZM27 198V199H26ZM36 198V199H35ZM64 198V199H63ZM156 198H157V200H156ZM236 198H238V199H236ZM245 198H246V200H245ZM38 199V200H37ZM97 199V200H96ZM228 199V200H227ZM234 199V200H233ZM238 200H240V201H238ZM93 201L95 202L94 204H93ZM152 201V202H151ZM244 201V202H243ZM246 201V202H245ZM68 204H67V203ZM123 202V203H122ZM226 202V203H225ZM229 202H231V203H229ZM251 202V201H250ZM28 203V204H27ZM64 203V204H63ZM125 203V204H124ZM129 203V204H128ZM136 203V204H135ZM223 205H221V204ZM228 203V204H227ZM27 204V205H26ZM40 204V205H39ZM69 204H70V206H69ZM134 204V205H133ZM77 205V206H76ZM103 205V206H102ZM135 205H137V206H135ZM219 205H221V206H219ZM229 205H230V207H229ZM119 206V207H118ZM219 206V207H218ZM229 208H228V207ZM78 207V208H77ZM113 207V208H112ZM121 208V209H120ZM124 208V209H123ZM125 208H128L127 209V211H126V209ZM141 208V209H140ZM105 209V210H104ZM111 209H112V212H110L111 211ZM122 209H123V211H122ZM224 209V210H223ZM15 210H16V208H12V212H15ZM120 210V211H119ZM125 210V211H124ZM131 210V211H130ZM145 210V211H144ZM149 210V211H148ZM222 210V211H221ZM227 210V211H226ZM104 211V212H103ZM106 211V212H105ZM141 211H142V213H141ZM219 211H221V212H219ZM118 212H117V214H118ZM131 212V213H132ZM231 212V213H230ZM98 213V214H97ZM147 213V214H146ZM209 213V214H208ZM219 213V214H218ZM228 213V214H227ZM97 214V215H96ZM226 214V215H225ZM154 215V216H153ZM97 216H99V217H97ZM220 216V217H219ZM229 216V217H228ZM152 217V218H151ZM227 217V218H226ZM93 218V219H92ZM142 218H140V219H142ZM150 218V219H149ZM153 219V220H152ZM151 220V221H150ZM33 221H35L34 222V224L32 223ZM39 221V222H38ZM95 221V222H96ZM156 221V222H155ZM165 221H166V223H165ZM216 223V224H215ZM37 226H36V225ZM127 224L128 225H130L131 223H130V221H128L127 220ZM215 224V225H214ZM4 226V227H3ZM155 227V228H154ZM161 227V228H160ZM208 228V229H207ZM76 230H78L77 228H75ZM216 229H217V231H216ZM4 230V231H3ZM3 231V232H2ZM7 233V234H6ZM14 233V234H13ZM9 234V235H8ZM4 235V236H3ZM5 235H6V237H5ZM65 236V235H64ZM66 237V236H65ZM65 237H54L53 238V240L51 239V238H49V235H47V236H44V240H46V242H49V243H60V242H64L66 239H65ZM47 238V239H46ZM49 238V239H48ZM60 238H61V240H60ZM2 239H0V244H2L3 246H1L0 247V264H27L28 262V264H32V263H34V264H89L90 262V264H105V263H103V262H101V261H91L89 258L90 257H88V256H85V257H72V256H68V255H65V254H63V253H59V252H57V251H51L50 249H48V247L46 246V249H45V247L43 248V247H37L38 249H36V250H34L35 248L34 247H32L31 249L30 248H24V247H21V246H18V245H16L14 242H8V241H6V243L2 240ZM55 239V240H54ZM53 242H52V241ZM63 240V241H62ZM163 242V241H162ZM5 244V245H4ZM163 244H166V242H164ZM12 246V247H11ZM15 246V247H14ZM188 246H189V248L192 250V251H196L199 247H200V245H198L196 242H188ZM5 247V248H4ZM10 247H11V250H10ZM17 247H19V248H17ZM7 248V249H6ZM12 248H13V250H12ZM21 248V249H20ZM20 249V250H19ZM17 250V251H16ZM24 250V251H23ZM31 250V251H30ZM23 253H22V252ZM35 251V252H34ZM37 251V252H36ZM15 252H20V253H15ZM13 253H15V254H13ZM28 253H30L29 255H27ZM32 253H34V254H32ZM19 254V256L17 257L16 255H18ZM21 254V255H20ZM31 254H32V256H31ZM53 254V255H52ZM36 255V256H35ZM13 256H15L16 258L14 259V257ZM28 258H27V257ZM7 257H9V258H7ZM12 257V258H11ZM31 257V258H30ZM48 257V258H47ZM61 257V258H60ZM18 258V259H17ZM33 258V259H32ZM17 259V260H16ZM19 259H21V260H19ZM23 259V260H22ZM25 259V260H24ZM29 259V260H28ZM32 259V260H31ZM57 259V260H56ZM243 262L241 263V262H237L238 264H245V262H247V257H245V256H241V258H240ZM244 259V260H243ZM28 260V261H27ZM31 260V261H30ZM34 260V261H33ZM14 261V262H13ZM16 261V262H15ZM25 261V262H24ZM27 261V262H26ZM118 264H126L125 262L124 263H118ZM262 264H264V259L262 260Z\"/></svg>",
	"mask_w": 264,
	"mask_h": 264
}]
</instances>
